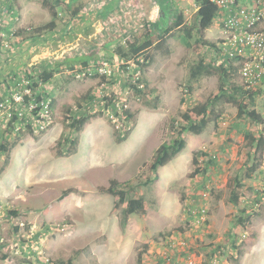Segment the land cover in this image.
<instances>
[{
  "label": "rangeland",
  "instance_id": "374dc122",
  "mask_svg": "<svg viewBox=\"0 0 264 264\" xmlns=\"http://www.w3.org/2000/svg\"><path fill=\"white\" fill-rule=\"evenodd\" d=\"M45 1L57 11V26L41 32L48 41L45 45L37 42L29 49L22 39L32 33L31 28L50 20L49 10L42 0H0V20L3 28L9 25V42H18V50L28 58L20 68L13 48L0 50L5 56L0 69L10 72L0 85L1 101L8 103L24 80L47 68L48 62L78 54L92 59L88 72L63 69L35 89V93H46V101L52 100L46 119L49 125L24 124L14 130L18 120L11 125L10 119L0 115V141L6 138L15 143L9 152L0 153V264H46L45 260L47 264L69 260L72 264H264V145L256 154L255 171L250 177L243 175L245 163L256 162L248 160L253 149L244 133L264 139V123L239 119L233 104L217 101L210 107L203 131L185 132V147L156 172L149 169L157 147L175 137L181 113L217 90V73L189 81L190 65L201 56L239 67L238 62L222 59L210 46H186L178 30L163 34L160 46L147 51L152 60L141 72L133 59L115 56L117 46L125 47L126 41L140 37L158 20L157 24L168 26L182 11L189 23L198 4L194 0H147L155 7L154 21H150L144 10L146 0H80L84 12L73 18L67 10L69 0ZM160 3L169 13L163 14ZM21 8L28 10L23 17ZM221 22L218 14L205 32L206 41L216 44L222 36ZM75 66L77 70L79 65ZM235 82L242 85L239 75ZM188 86L191 91L186 92ZM135 88L149 95L141 98ZM256 88L259 93L252 106L264 115V80ZM88 93L115 95L118 105L132 113L133 121H120L96 105L92 117L74 133L71 153L59 155L57 142L68 134L67 112L77 111V104L84 106ZM20 107L19 103L9 105L10 112ZM117 134L127 137L118 141ZM194 156L200 167L212 156L205 173L192 174ZM236 174L244 179L235 205L230 194ZM147 178L153 181L142 185ZM111 179L134 187L128 197L144 198L142 213L124 221V205L113 209L116 199L99 192ZM255 201L247 210L251 233L236 228L240 208Z\"/></svg>",
  "mask_w": 264,
  "mask_h": 264
},
{
  "label": "trees",
  "instance_id": "16d2710c",
  "mask_svg": "<svg viewBox=\"0 0 264 264\" xmlns=\"http://www.w3.org/2000/svg\"><path fill=\"white\" fill-rule=\"evenodd\" d=\"M197 4V10L193 14L192 20L188 23L184 21V14L182 11L178 12L172 22L167 26L164 25L163 22L157 24L158 21L154 22L149 28H146L145 31L140 35V37L134 36L133 41H126V46H117L115 49V56L118 59L123 61H128L133 59L137 64L136 70H141L151 63V55L147 52L153 46H160L162 43V39L164 37L163 34L172 33L174 30H178L181 33L182 40L184 44L188 47L195 46H210L211 48H215L216 44L213 42H208L205 40V32L209 29L214 21V18L219 14L218 7L211 3L209 0H194ZM43 7L47 8L50 12V20L43 24L38 28H31L32 33L26 37L24 42L29 44V49L31 48L30 44H37V42H41L42 45H45L48 41L45 42L44 39V30L52 31L57 26V11L56 9L49 5L47 1L42 0ZM164 3H160L161 9H163L164 13H169L168 10L164 9ZM85 4L80 0H69L67 2V10L71 18L76 17L80 13L84 12ZM155 24V25H154ZM164 26V30L161 33V28ZM27 30V29H26ZM157 30V31H155ZM17 32V31H16ZM156 34L154 35V33ZM13 33V32H11ZM15 33V32H14ZM196 36V39L191 42L192 37ZM159 43H158V41ZM27 51V47H26ZM28 52V51H27ZM138 56H142V60H136ZM92 56L88 54H78L74 56H65L61 60H57L54 62H48V66L46 68L42 67L39 73H31L26 80L28 81V87H30L33 91L31 97L24 96L23 105L28 104L29 101H33L36 104V107L32 110V113L35 114L40 109V102L43 99H47L48 96L45 92H41L38 90L35 93V89L39 85H43L47 83L57 72L62 71L63 69L69 71H80L85 69L87 72L89 71V62L91 61ZM218 63V64H217ZM75 65H79V68L75 70ZM50 66V67H49ZM16 71V70H15ZM11 73H14L12 71ZM214 73L218 74V85L217 90L212 93L206 101L202 103H197L195 105L189 106L184 112L181 113V122L178 123L174 131L176 130L175 137L171 140V142L161 143L154 152L152 161L149 165V169L152 172H156L159 167L164 166L166 163L170 161V159L178 154L185 147V139L183 138V134L185 132H190L193 134H200L203 129L207 126L210 115V107L215 104L217 101H224L226 103H231L236 107V116L240 119H247L252 123L262 125L264 123V115L258 112L253 106L254 98L259 93V89H244L242 85H239L235 82V78L239 74V67L232 66L229 64H224L223 62H215L206 61L204 57H199L196 62L190 65L189 68V81H196L201 77L211 76ZM9 75V74H8ZM102 79L103 76L101 77ZM20 81V79H19ZM18 82L15 81V84ZM16 86V85H15ZM13 86V87H15ZM141 87H145L141 85ZM136 89V94H138L141 98H147V90L145 89ZM186 92L191 91V88L188 86ZM185 92V93H186ZM94 94L88 93L84 98L87 99L84 106L81 104H77V111L75 109H70L66 116L65 129L68 131L67 135H62L60 140L57 142V153L59 155H68L72 151V147L76 143V138L73 136L74 133L79 132L83 125L87 122L88 119L92 117V110L95 109V106L98 105L101 112L110 111L114 116H116L120 121H133V115L128 111L127 108L123 107L121 104L118 105V99L113 94L96 96ZM1 100V96H0ZM183 102V99H181ZM185 103V98H184ZM52 107V100L49 103V109ZM86 107V109H84ZM26 109V108H25ZM17 121V114L15 112L12 113L10 118V124ZM20 122L25 123L26 126H29V119L27 115L23 114ZM127 137V134L116 135L118 141H123ZM244 138L248 140V147L250 150L253 149V152H248V160L252 158L256 160V162H251L250 166H246L245 163V171L243 173L244 177H250L251 174L255 171L258 166V158H256L257 152L261 151L264 145V139L259 135L258 138H255L254 135L249 132L244 133ZM15 143L8 142L6 138H3L0 141V153H7L9 149L14 146ZM253 146V147H252ZM65 153V154H64ZM212 157V156H211ZM211 157L204 160L203 166L200 167L198 165V161L196 156L192 158V163L194 166L192 174H203L209 168V164L213 161ZM7 159L4 160L3 166L6 165ZM242 175L236 174L234 178H232L233 185L231 186V194L230 200L236 205L239 203L240 190L243 187ZM244 179V178H243ZM151 181L150 178H147L142 182V185L146 186ZM134 187L130 184L126 186H121L120 183L111 179L109 181V185L105 188H99V192L106 193L113 196L116 200L113 205V209H117L120 205L123 206V219H125L132 214L142 213L144 211V198L141 197H128V193L133 191ZM255 202H251L249 204H245L242 208H240V215L236 218V228H241L242 230L251 233V229L249 228L250 215L247 210H251L255 205ZM13 215L16 214L15 211H10ZM232 231V230H231ZM233 234V232H232ZM33 237H36V234H33ZM234 246V243H233ZM66 264H72L69 260Z\"/></svg>",
  "mask_w": 264,
  "mask_h": 264
},
{
  "label": "built area",
  "instance_id": "2783aa9c",
  "mask_svg": "<svg viewBox=\"0 0 264 264\" xmlns=\"http://www.w3.org/2000/svg\"><path fill=\"white\" fill-rule=\"evenodd\" d=\"M209 1L218 7L222 16V36L218 38L213 53L228 62L237 61L243 88L255 89L264 80V0ZM28 84L24 80L19 89L15 87L20 91L14 92L8 103L0 100V115H5L9 120L13 112L17 114L18 125L11 123L14 124V130L25 124L20 122L23 114L27 115L30 124L37 123L40 128L48 124L46 119L49 115V100L43 99L35 114L32 113L36 107L34 100L29 101L26 107L23 105V97H31L33 93ZM15 103L22 104V107L10 112L9 105ZM42 113L45 114L43 117ZM45 262L47 264L48 260Z\"/></svg>",
  "mask_w": 264,
  "mask_h": 264
},
{
  "label": "crops",
  "instance_id": "0c3cea01",
  "mask_svg": "<svg viewBox=\"0 0 264 264\" xmlns=\"http://www.w3.org/2000/svg\"><path fill=\"white\" fill-rule=\"evenodd\" d=\"M146 3L144 4L145 5V11L147 12V14H148V18L150 19V21H154L153 19H152V17H153V15H154V13H155V7L153 6V7H151V5L149 4V3H147L148 1L146 0L145 1ZM149 4V5H148ZM159 6V5H158ZM27 8V7H26ZM9 10H11V8H9ZM148 10V11H147ZM25 12V13H24ZM26 12L28 13V10L26 11V10H24L23 8H21V11H20V14H21V16L23 17L25 14H26ZM3 23V20H0V50H4V49H6V48H11V50H12V48H13V50H14V53H12V56H15L18 60H19V58H20V61H21V67L20 68H23V65H25V62L24 61H26V60H28V58L26 59V56L24 55L23 56V51L22 50H18V46H19V44H18V42H16V43H10L11 42V40H9V38H8V33H7V31H8V26H6V23H5V28H3L2 27V24ZM7 29V30H6ZM2 30H3V32H5V33H2ZM3 34H5V35H3ZM10 41V42H9ZM24 40H22V42H23ZM8 45H9V47H8ZM13 45V46H12ZM29 51H31V50H29ZM2 54H3V52L0 54V59H1V57H5V56H2ZM36 55V54H35ZM33 58V57H32ZM31 58V59H32ZM0 68H1V66H0ZM3 72H5L4 74H3ZM10 72H7V71H5L4 69H0V85L2 84V82H3V80L5 79V77L9 74Z\"/></svg>",
  "mask_w": 264,
  "mask_h": 264
}]
</instances>
